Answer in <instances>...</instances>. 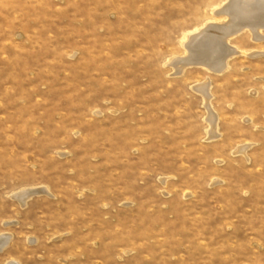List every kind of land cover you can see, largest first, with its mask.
<instances>
[{
  "label": "rangeland",
  "instance_id": "obj_1",
  "mask_svg": "<svg viewBox=\"0 0 264 264\" xmlns=\"http://www.w3.org/2000/svg\"><path fill=\"white\" fill-rule=\"evenodd\" d=\"M229 4L0 0V264H264V30L172 64Z\"/></svg>",
  "mask_w": 264,
  "mask_h": 264
},
{
  "label": "bare ground",
  "instance_id": "obj_2",
  "mask_svg": "<svg viewBox=\"0 0 264 264\" xmlns=\"http://www.w3.org/2000/svg\"><path fill=\"white\" fill-rule=\"evenodd\" d=\"M264 0H230V4L226 7L223 13L229 18L228 21L220 22L219 24H207L206 27L194 31L188 38L185 44L187 55L174 59L173 66L181 73L185 68L192 65H202L205 68L222 72L228 67V59L241 50L230 46V39L244 32L250 31L254 40L263 38L261 32L264 30V21L260 15L264 16ZM216 11V10H215ZM221 11V10H220ZM220 13V12H219ZM262 16V17H263ZM253 55L257 54L252 53ZM264 54V53H262ZM234 58V57H233ZM197 89L204 93L207 97V107L211 114V128L209 131L210 137L218 136L217 117L212 112V105L209 103L210 81L200 84ZM248 146L240 149L245 151ZM246 153V152H245ZM31 196V192H26L17 197L25 202ZM33 196V195H32ZM8 239L0 241L2 246H5Z\"/></svg>",
  "mask_w": 264,
  "mask_h": 264
}]
</instances>
